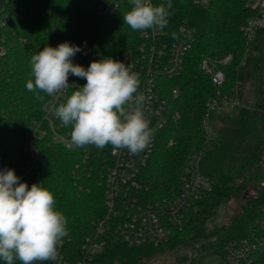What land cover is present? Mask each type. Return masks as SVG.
Returning <instances> with one entry per match:
<instances>
[{"label": "trees", "instance_id": "trees-1", "mask_svg": "<svg viewBox=\"0 0 264 264\" xmlns=\"http://www.w3.org/2000/svg\"><path fill=\"white\" fill-rule=\"evenodd\" d=\"M105 2L2 0L10 20L0 25V50L5 51L0 55L1 170L12 169L17 176L24 173L28 155L23 143L31 139L35 123L42 121L43 105L48 103L49 96L39 101L36 93L26 88L33 54L46 45L57 47L69 42L81 48L72 62L86 69L92 61L109 57L123 62L126 54H135L145 44L143 31H133L123 22L124 13L131 7L129 0H123L109 20L101 17ZM153 2L168 4V0ZM169 13L168 28L176 33L186 22L194 31L195 42L185 56L182 72L160 80L167 97L178 89L172 108L181 118L171 121L158 136L144 171L150 187L148 196L167 195L176 187L188 161L199 153L203 155L202 172L213 182L212 191L188 210V224L166 244L130 247L118 238L113 227H108L106 246L96 264H149L165 249L196 242L212 246L214 252L207 258L217 256L223 262L227 245L255 242L264 236V30L247 44L241 32L252 15L246 0H214L207 7H197L188 0H171ZM4 16L1 14L0 20ZM227 56L232 57L229 65L220 63L215 67L226 76L221 91L229 93L237 87L244 100L246 87L252 86L257 99L247 107L212 114L207 123L206 104L218 90L201 69V62L218 63ZM69 77L86 83V79ZM34 147L39 168L24 183L29 188L33 183L41 184L53 192L57 210L67 219L68 236L63 239L61 253L69 252L74 261L82 242L94 235L93 223L103 220L106 214L102 161L89 165L83 148L71 150L57 145L48 134L36 136ZM232 203L235 207L230 223L211 233L206 222L220 207ZM256 264H264V250Z\"/></svg>", "mask_w": 264, "mask_h": 264}, {"label": "built area", "instance_id": "built-area-1", "mask_svg": "<svg viewBox=\"0 0 264 264\" xmlns=\"http://www.w3.org/2000/svg\"><path fill=\"white\" fill-rule=\"evenodd\" d=\"M122 1L106 0L101 10L102 19L109 20ZM188 1L197 7H207L214 0ZM1 3L2 0L0 15L5 13V16L4 20H0V25L3 26L10 20V15ZM152 3L154 4L153 0ZM246 8L252 15L241 28V32L247 44H251L257 34L264 30V0H246ZM142 37L145 44L135 54H126L123 63L131 65L132 70L139 74L138 94L145 98L143 110L154 135L149 146L138 154H131L127 149L113 151L111 145L103 149L95 146L82 147L89 165L93 161H102L100 165L106 214L103 220L93 223L95 233L82 242L76 260L73 261L69 252L67 255L61 253L63 243L61 244L58 249L59 264H96L97 256L106 246L105 235L108 227H113L118 238L130 247L168 243L175 232H181L188 224V210L212 191L213 182L202 172L203 155L199 153L188 161L176 187L171 188L167 195L160 198L148 196L150 187L146 183L144 171L154 154L158 136L171 121L181 118L172 108V100L179 96L178 89L171 91L167 97L160 80L173 78L182 72L185 56L195 42V35L192 28L183 22L176 33L166 25L163 29L145 30ZM247 52L248 49L246 54ZM4 54L5 51L1 49L0 55ZM231 61L232 57L227 56L220 63L229 65ZM201 69L211 78L218 90L206 104L207 123L212 114L248 106L241 99L237 87L229 93L221 91L226 80L224 71L216 70L208 60L202 61ZM68 83L69 89L57 94L55 99L49 97L48 103L59 106L75 90V86H83L71 77L68 78ZM47 134L53 143L68 148L66 142H70V126L64 127L53 112L44 109L42 121L35 123L31 139L23 143L28 158L24 173L18 176L20 182L24 183L25 180L33 178L37 172L39 157L34 147L35 137ZM80 148L73 147L71 150ZM262 186L264 187V180ZM263 250L264 236L255 242L232 243L224 248L225 260L218 264H256L259 253ZM52 264L57 262L52 261Z\"/></svg>", "mask_w": 264, "mask_h": 264}, {"label": "clouds", "instance_id": "clouds-1", "mask_svg": "<svg viewBox=\"0 0 264 264\" xmlns=\"http://www.w3.org/2000/svg\"><path fill=\"white\" fill-rule=\"evenodd\" d=\"M130 9L124 13L123 22L133 31L163 29L171 8L154 5L152 0H129ZM81 48L69 42L57 47L45 46L29 61L28 91L36 99L69 89V75L86 79L82 87L55 106L45 103L44 109L53 112L64 127L70 126V142L66 146H95L103 149L109 145L113 151L127 149L138 154L151 143L154 130L143 110L145 98L138 94L139 74L131 65L104 58L94 60L85 69L74 64L72 58ZM43 93L44 95H40ZM68 236L67 219L57 210L52 191L33 183L20 182L14 170H0V261L4 264H59V247Z\"/></svg>", "mask_w": 264, "mask_h": 264}, {"label": "rangeland", "instance_id": "rangeland-1", "mask_svg": "<svg viewBox=\"0 0 264 264\" xmlns=\"http://www.w3.org/2000/svg\"><path fill=\"white\" fill-rule=\"evenodd\" d=\"M211 63L214 67L220 64V62L217 63L213 61ZM237 84L240 85V82H238ZM256 99V89L252 86L246 87L244 94V103L252 105V103L256 102ZM234 207V203H232L229 207H220L219 210H217V214L210 217V219L206 222V228L212 233L213 231L219 229V227L228 225L231 221L232 216L234 215ZM203 243L196 242V244L194 243L191 246H179L173 250L165 249L163 253L157 255L156 258L149 264H197V262H199V264L220 263L221 260L217 256H211L207 258V256H210L211 253L214 252V248L210 245H206L203 247Z\"/></svg>", "mask_w": 264, "mask_h": 264}]
</instances>
